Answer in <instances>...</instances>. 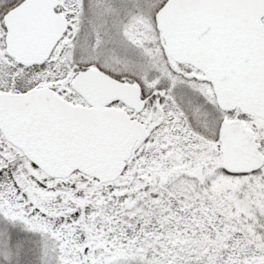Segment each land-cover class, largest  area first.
Listing matches in <instances>:
<instances>
[{"label":"snow or ice","instance_id":"6c2138e0","mask_svg":"<svg viewBox=\"0 0 264 264\" xmlns=\"http://www.w3.org/2000/svg\"><path fill=\"white\" fill-rule=\"evenodd\" d=\"M0 264H264V0H0Z\"/></svg>","mask_w":264,"mask_h":264}]
</instances>
